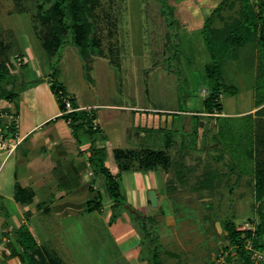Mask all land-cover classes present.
<instances>
[{
	"label": "rangeland",
	"instance_id": "rangeland-1",
	"mask_svg": "<svg viewBox=\"0 0 264 264\" xmlns=\"http://www.w3.org/2000/svg\"><path fill=\"white\" fill-rule=\"evenodd\" d=\"M235 1L232 10L226 7V17L237 14L241 1ZM167 2L170 3L169 0H101L96 10L101 16L105 55L94 59L92 77L89 78L82 55L70 41L57 54L49 56L35 29L36 0H0V25L4 28L1 42L7 43L0 44L7 46L10 69L15 76L2 84L6 93L0 98H12L6 94L30 85L38 71L52 76L55 68L58 81L74 92L77 101L101 103V109L111 108V104L150 109L189 107L197 110L203 107V98L215 83L206 71V63L212 61V54L202 28L196 23L184 26L181 17L170 22L173 13ZM256 8L261 9L258 2ZM256 46V39H253L238 48L237 55L224 54L221 64L224 82L234 85L223 88L220 96L227 114L211 115L204 106L199 118V124L206 125L202 138L197 133L195 146L175 152V163L170 169L174 179H170L178 184L175 189L166 190L168 196L175 197L157 205L150 202L134 207L139 213L158 219L157 231L145 237V250L147 255L150 254L154 243H158L164 264H214L219 258L228 264L224 251L228 239L223 219L234 218L239 229H252L260 219L250 185L252 176L244 175L248 185L243 189L239 184L231 183L219 190L197 187L206 169L229 167L231 150L229 145L217 142L219 127L226 119L235 125L242 124L247 119L240 115L256 111L249 110L256 102ZM90 110L94 111V108ZM240 111L245 112L238 113ZM131 130L135 133L139 128L132 125ZM234 131L239 130L235 128ZM171 133L179 141L178 149L188 133L181 123ZM205 149L215 157L206 155ZM151 170L145 171L153 175ZM187 181L193 182L194 187L188 186ZM100 189L107 199L109 193L105 183ZM125 198L124 205L131 204ZM119 209L129 213L133 222L138 220L128 208L119 206ZM95 251L102 260L104 250L101 246ZM100 260L97 264L102 263ZM116 262L125 264L121 256L115 258L113 264ZM259 264H264V260Z\"/></svg>",
	"mask_w": 264,
	"mask_h": 264
},
{
	"label": "crops",
	"instance_id": "crops-1",
	"mask_svg": "<svg viewBox=\"0 0 264 264\" xmlns=\"http://www.w3.org/2000/svg\"><path fill=\"white\" fill-rule=\"evenodd\" d=\"M169 1L176 6L175 17H181L184 26L196 23L200 28L219 2ZM66 89L75 99V107L94 108L92 113L100 129L94 136L86 129L75 133L69 121L61 116L63 110L47 73L38 71L30 85L21 87L15 97L0 98V107L11 104L20 114L19 130L23 136L12 154H0V264H32L18 239L17 229L22 224L27 225L37 242L30 249L35 264H97L101 258L95 248L100 246L104 250L100 264H113L120 256L125 264H149L141 223L137 219L133 222L129 213L119 209L110 195L106 175L91 160L92 147L104 149L105 165L117 176L122 194L133 207L149 204L152 188L156 189L158 204H161L173 197L166 190L175 189L178 184L171 182L170 169L181 146L177 149L179 141H174L171 131L181 123L188 135L197 130L202 138L206 125L199 124V116L204 112V101L203 107L197 110L150 109L126 104H111V108L101 109V103H81L74 92ZM261 106L255 102L249 110ZM225 114L223 109L221 115ZM132 125L139 130L134 133ZM197 139L198 136H193L188 142L195 146ZM143 145L172 148L170 167L152 169L153 175L135 167L131 171L121 170L115 150ZM187 149L183 147L181 151ZM205 150L206 155L215 157L209 149ZM209 173L213 176L199 180L198 188L219 190L231 183L243 189L248 185L244 182L245 174L236 176V173L243 174L239 169L218 166L210 168ZM102 183L109 193L107 199L100 189ZM187 184L194 187L193 182L187 181ZM90 199H95L100 207L88 210L86 202ZM114 212L119 218L113 217Z\"/></svg>",
	"mask_w": 264,
	"mask_h": 264
},
{
	"label": "trees",
	"instance_id": "trees-1",
	"mask_svg": "<svg viewBox=\"0 0 264 264\" xmlns=\"http://www.w3.org/2000/svg\"><path fill=\"white\" fill-rule=\"evenodd\" d=\"M36 1L35 29L49 56L57 54L62 46L67 41H70L82 55L86 73L91 78L94 59L105 55L101 16L96 10L101 0ZM240 1L237 14L226 17V7L232 10L236 1L219 0L214 11L205 19L202 26L206 44L213 58L212 61L206 63V71L208 76L215 79V83L204 98L205 111L211 115H221L223 113V106L220 102L222 89L234 86L224 82L221 71L224 54L235 53L237 55L238 48L240 49L241 46L253 39H256L258 57L255 78V101L257 106L264 104V0ZM256 2L259 3L261 9L258 10L256 8ZM168 4L170 12L173 13L170 22L178 20L174 17L176 6L171 3ZM216 21L220 22V24H217ZM3 30L4 28L0 25V43H2L1 40L3 39ZM167 33L171 34L170 32ZM5 44L7 43H2V45ZM2 45L0 44V96H4L3 94L6 93V89L2 84L9 79L15 78L10 69L11 61L6 52L7 46L4 47ZM51 73V86L58 98L60 108L63 110L61 116L69 121L75 133L81 129H86L87 132L94 136L100 130L98 127H94L95 113L93 114V111L84 108L65 112L66 104L63 97L69 95L73 105H75V99L67 91L66 86L58 81V71L53 68ZM16 94L17 90L14 89L6 96H12L13 98ZM255 113L257 114L256 116H254L253 112L240 115L247 119L242 124L235 125L232 120L226 119L227 121L219 127L217 135L218 143L230 146L231 160L227 163L230 169L242 171V175L241 173H236L238 178L244 174L246 175V173L250 177L252 176L253 181L250 185L254 191L260 216L259 221L252 229H239L234 218L226 217L223 219L222 225L226 231L225 236L228 239L224 250L226 251L225 255L228 264H232L236 259L242 260L243 264H259L261 260L256 261L252 258L246 243L251 241L257 248L264 247V105L259 107ZM235 128L239 131L235 132ZM197 133V130H195L186 135L181 140V149L183 147L185 149L190 148L191 145L188 141L192 135L196 137ZM173 139L176 141L175 138ZM169 151L167 147L156 148L143 145L135 148H117L115 156L120 169L123 171L130 170L133 167L144 170L160 167L167 169L172 163V156ZM104 159V149L92 147L91 160L106 175L110 195L114 197L118 206L125 207L126 198L121 192L118 178L105 165ZM212 176L209 173V169H207L200 180L203 181ZM92 203L94 205H91ZM86 205L88 210L100 207L95 202V199L88 200ZM133 213L141 223L144 238L147 234H153L157 231L158 219L154 215H145L143 213L137 215L135 212ZM113 217H116L115 212ZM17 233L19 242L23 245L26 255L29 256L31 263L35 264L30 255V249L37 245L34 236L26 224H22L17 229ZM157 245L158 243L155 242L148 255L144 249L146 256L149 258V264H164Z\"/></svg>",
	"mask_w": 264,
	"mask_h": 264
},
{
	"label": "built area",
	"instance_id": "built-area-1",
	"mask_svg": "<svg viewBox=\"0 0 264 264\" xmlns=\"http://www.w3.org/2000/svg\"><path fill=\"white\" fill-rule=\"evenodd\" d=\"M66 104L65 112H70L79 107H75L69 95L63 97ZM96 128L95 118L93 120ZM20 114L11 104L6 107H0V154L9 156L19 146L23 140L20 135ZM246 247L250 250L251 256L256 261L264 260V247L257 248L251 241L246 243ZM225 260L219 258L214 264H224Z\"/></svg>",
	"mask_w": 264,
	"mask_h": 264
},
{
	"label": "water",
	"instance_id": "water-1",
	"mask_svg": "<svg viewBox=\"0 0 264 264\" xmlns=\"http://www.w3.org/2000/svg\"><path fill=\"white\" fill-rule=\"evenodd\" d=\"M149 197H150V202L152 205H157L158 204V197H157V192L156 189L152 188L149 190ZM125 206L132 212H135L137 215H140L139 211L134 208L131 204H125ZM232 264H243V261L240 259H236Z\"/></svg>",
	"mask_w": 264,
	"mask_h": 264
}]
</instances>
